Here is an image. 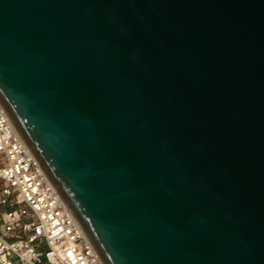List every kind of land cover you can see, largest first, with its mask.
I'll return each mask as SVG.
<instances>
[{
	"label": "water",
	"instance_id": "obj_1",
	"mask_svg": "<svg viewBox=\"0 0 264 264\" xmlns=\"http://www.w3.org/2000/svg\"><path fill=\"white\" fill-rule=\"evenodd\" d=\"M0 102L104 264H264V0H0Z\"/></svg>",
	"mask_w": 264,
	"mask_h": 264
},
{
	"label": "built area",
	"instance_id": "obj_2",
	"mask_svg": "<svg viewBox=\"0 0 264 264\" xmlns=\"http://www.w3.org/2000/svg\"><path fill=\"white\" fill-rule=\"evenodd\" d=\"M0 264H104L1 102Z\"/></svg>",
	"mask_w": 264,
	"mask_h": 264
}]
</instances>
